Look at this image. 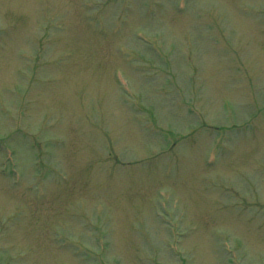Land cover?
Instances as JSON below:
<instances>
[{
  "label": "rangeland",
  "instance_id": "1",
  "mask_svg": "<svg viewBox=\"0 0 264 264\" xmlns=\"http://www.w3.org/2000/svg\"><path fill=\"white\" fill-rule=\"evenodd\" d=\"M0 264H264V0H0Z\"/></svg>",
  "mask_w": 264,
  "mask_h": 264
}]
</instances>
